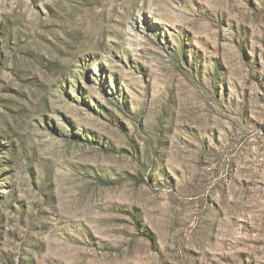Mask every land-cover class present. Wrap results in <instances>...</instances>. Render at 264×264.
<instances>
[{
	"label": "rangeland",
	"instance_id": "374dc122",
	"mask_svg": "<svg viewBox=\"0 0 264 264\" xmlns=\"http://www.w3.org/2000/svg\"><path fill=\"white\" fill-rule=\"evenodd\" d=\"M0 264H264V0H0Z\"/></svg>",
	"mask_w": 264,
	"mask_h": 264
}]
</instances>
